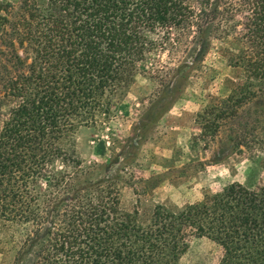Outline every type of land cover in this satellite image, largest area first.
I'll return each mask as SVG.
<instances>
[{"label": "trees", "instance_id": "trees-1", "mask_svg": "<svg viewBox=\"0 0 264 264\" xmlns=\"http://www.w3.org/2000/svg\"><path fill=\"white\" fill-rule=\"evenodd\" d=\"M215 42L239 74L197 114L208 139L244 103L264 106V0H0V245L15 262L177 264L206 237L218 264H264V175L142 214L122 206L126 166L96 178L74 141L109 128L139 73L160 91L154 122Z\"/></svg>", "mask_w": 264, "mask_h": 264}, {"label": "rangeland", "instance_id": "rangeland-1", "mask_svg": "<svg viewBox=\"0 0 264 264\" xmlns=\"http://www.w3.org/2000/svg\"><path fill=\"white\" fill-rule=\"evenodd\" d=\"M8 1L16 4L19 0ZM226 46L215 42L202 71L192 76L171 107L154 122L148 123L161 108L160 91L152 79L139 73L109 128L83 127L75 133L80 156L86 163L98 164L96 178L123 166L128 169L121 189L126 210L148 214L156 204L181 207L229 183L253 188L262 180L264 106L260 100L239 106L221 122L212 139L200 134L197 123V114L228 96L237 80L238 70L229 67L223 55ZM15 253L14 245H0V264H30L31 255L15 262ZM220 255L213 241L193 237L177 264H218Z\"/></svg>", "mask_w": 264, "mask_h": 264}]
</instances>
